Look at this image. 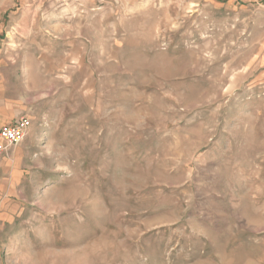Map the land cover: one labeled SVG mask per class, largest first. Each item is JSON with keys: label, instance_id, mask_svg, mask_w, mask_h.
I'll use <instances>...</instances> for the list:
<instances>
[{"label": "rangeland", "instance_id": "1", "mask_svg": "<svg viewBox=\"0 0 264 264\" xmlns=\"http://www.w3.org/2000/svg\"><path fill=\"white\" fill-rule=\"evenodd\" d=\"M263 69L264 0H0V264H264Z\"/></svg>", "mask_w": 264, "mask_h": 264}, {"label": "crops", "instance_id": "2", "mask_svg": "<svg viewBox=\"0 0 264 264\" xmlns=\"http://www.w3.org/2000/svg\"><path fill=\"white\" fill-rule=\"evenodd\" d=\"M261 73V77L264 78V71ZM17 117L19 116L15 114L11 105L6 101L0 100V128L11 123ZM23 156L24 150L20 147L12 148L5 155L0 154V222L5 216L10 214L11 202H18V200L11 199L17 196L15 192L19 186L18 166Z\"/></svg>", "mask_w": 264, "mask_h": 264}, {"label": "built area", "instance_id": "3", "mask_svg": "<svg viewBox=\"0 0 264 264\" xmlns=\"http://www.w3.org/2000/svg\"><path fill=\"white\" fill-rule=\"evenodd\" d=\"M30 127L27 116H19L11 123L0 128V154H7L12 148L18 146L26 137Z\"/></svg>", "mask_w": 264, "mask_h": 264}]
</instances>
